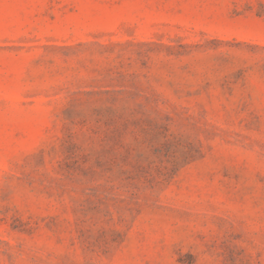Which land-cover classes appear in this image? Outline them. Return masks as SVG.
I'll list each match as a JSON object with an SVG mask.
<instances>
[{
  "label": "rangeland",
  "instance_id": "rangeland-1",
  "mask_svg": "<svg viewBox=\"0 0 264 264\" xmlns=\"http://www.w3.org/2000/svg\"><path fill=\"white\" fill-rule=\"evenodd\" d=\"M0 264H264V0H0Z\"/></svg>",
  "mask_w": 264,
  "mask_h": 264
}]
</instances>
